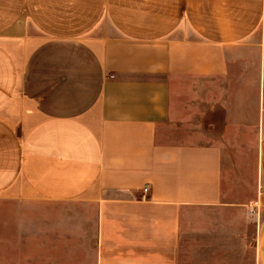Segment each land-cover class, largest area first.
Returning <instances> with one entry per match:
<instances>
[{
    "label": "crops",
    "instance_id": "0c3cea01",
    "mask_svg": "<svg viewBox=\"0 0 264 264\" xmlns=\"http://www.w3.org/2000/svg\"><path fill=\"white\" fill-rule=\"evenodd\" d=\"M39 201L93 208L60 264H183L198 208L264 264V0H0V202Z\"/></svg>",
    "mask_w": 264,
    "mask_h": 264
},
{
    "label": "rangeland",
    "instance_id": "374dc122",
    "mask_svg": "<svg viewBox=\"0 0 264 264\" xmlns=\"http://www.w3.org/2000/svg\"><path fill=\"white\" fill-rule=\"evenodd\" d=\"M93 210L92 207L85 206L84 204H52L46 202L37 203H1L0 202V242L2 233L6 234V239L9 238L13 241L14 225H15V212H37V219L32 220L36 222V227L31 233L37 236V242L34 247L37 250L34 252L28 251L30 243L25 238L23 229L22 233V251H6V258H15L18 254H22V260L29 258V254L37 255L38 264H45L46 260H51L52 263L60 264L62 260L67 261L71 248L79 244L78 237L72 239V227L76 225L78 221L89 222L92 219L87 218V211ZM214 211V212H213ZM53 213L56 217H61L62 212L77 213L84 216L81 220L70 219L73 224L67 227L66 224L56 227V223H63L62 218L48 219L54 222V225H46L47 219L43 218L46 213ZM52 216V215H51ZM236 213L217 212L216 210H210L205 208H198L197 210L188 212L184 218V232L182 235V257L183 264H257V253L255 250V235L253 224L249 221L246 225V246L242 249L239 238L233 235V227H229L232 223L236 229ZM26 222V220H23ZM29 221V220H27ZM92 226V225H91ZM89 223L85 227L86 239L89 241L88 233L91 229ZM228 226V227H226ZM224 230H228V233L223 234ZM204 228V231H203ZM20 232V230L18 229ZM29 232V231H28ZM71 235V236H70ZM84 236V235H83ZM82 240L80 242H83ZM91 238V237H90ZM92 239V238H91ZM241 241V240H240ZM59 243L58 244H55ZM88 242L87 244H89ZM62 244V245H61ZM65 245L63 248L62 246ZM58 247L57 249L54 247ZM0 257L2 251L0 250ZM61 260V261H60Z\"/></svg>",
    "mask_w": 264,
    "mask_h": 264
},
{
    "label": "built area",
    "instance_id": "2783aa9c",
    "mask_svg": "<svg viewBox=\"0 0 264 264\" xmlns=\"http://www.w3.org/2000/svg\"><path fill=\"white\" fill-rule=\"evenodd\" d=\"M144 191L147 192V189H145Z\"/></svg>",
    "mask_w": 264,
    "mask_h": 264
}]
</instances>
